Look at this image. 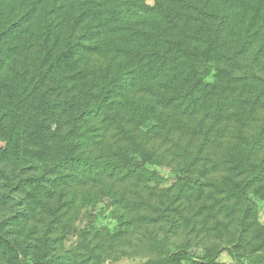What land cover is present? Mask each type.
Instances as JSON below:
<instances>
[{"label": "rangeland", "instance_id": "rangeland-1", "mask_svg": "<svg viewBox=\"0 0 264 264\" xmlns=\"http://www.w3.org/2000/svg\"><path fill=\"white\" fill-rule=\"evenodd\" d=\"M112 1L124 11L121 33L99 26L106 15L99 0H6L0 11V78L21 74L30 88L27 102L38 94L67 102L46 119L50 129L35 141L26 142L20 129L7 144L0 135L6 148L0 168L9 181L30 178L23 189L11 190L0 178V264H36L44 237L47 260L56 264H159L178 250L191 258L182 264H201L214 250L222 251L215 264H264V178L243 203L210 186L243 177L230 171L229 152L264 129V0ZM57 2L58 13H49ZM164 2L193 23L221 29L205 79L215 95L198 92L183 101L185 92L170 77L144 80L75 124L77 110L96 106L103 74L120 70L148 26L127 11L135 3ZM9 23H20L23 31L2 34ZM46 27L56 32L52 39ZM44 42L53 53L74 48L53 77L39 63ZM234 56L242 71L229 64ZM58 143L74 147L96 169L63 168L44 179ZM137 147L153 157L141 174L114 169L120 151L138 158ZM252 158L264 166V138ZM179 177L190 181L183 195Z\"/></svg>", "mask_w": 264, "mask_h": 264}, {"label": "trees", "instance_id": "trees-1", "mask_svg": "<svg viewBox=\"0 0 264 264\" xmlns=\"http://www.w3.org/2000/svg\"><path fill=\"white\" fill-rule=\"evenodd\" d=\"M6 0H0V11ZM97 1V0H96ZM106 15L105 22L99 26L109 25L119 33L123 32L125 26L124 11L117 8L112 0H99ZM172 3V2H171ZM59 2L50 3L49 13H58ZM128 13H132L139 20L147 21L146 30L140 32L135 38V44L126 58V62L114 72H105L102 80L104 84L99 92L93 97L96 106H88L85 110H77L74 123L83 118H93L99 115L100 106L110 103L116 96L121 95L126 88L135 82L144 80H162L170 77L174 83L185 92L182 100L192 99L194 94L200 92L203 96L210 97L215 94L208 88L205 79L210 72L208 65L211 58L217 51L220 39L219 26H210L204 23L191 22L185 12H181L168 3H161L152 7L135 3L130 7ZM144 23V22H143ZM23 28L20 23H9L2 34H20ZM44 33L52 39L56 34L52 28H45ZM74 55V48L67 51L53 53L48 42H44L39 49V63L45 67V74L53 77L54 73L62 67ZM229 64L235 69L242 71L244 66L237 62L236 56L232 57ZM46 76V77H47ZM230 89L229 87H227ZM232 89V88H231ZM30 93L28 83L21 74H15L8 79L0 78V135L4 137L7 144L20 129L21 137L26 142L35 141L50 129L46 119L60 110L67 103L64 100H57L44 94H38L33 101L27 102ZM92 96L85 95L83 100L89 103ZM214 106L218 109V101H214ZM150 113L154 108L149 107ZM21 127H20V126ZM264 138V129L259 131L243 148L232 146L228 164L232 173L243 176L234 182L210 184L215 190L224 193L228 198L237 203L246 201L249 189L261 182L264 178V166L260 162H255L252 158L257 146ZM75 148L70 145L56 144L51 151L52 164L45 174L44 179L49 181L48 174L59 172L63 168H72L84 173H91L96 169V164L91 162L83 154L76 153ZM135 154L138 158H133L127 153L120 151L114 169L124 172L126 175L141 174L146 165L151 164L153 157L148 150L137 147ZM6 158V148L0 147V162ZM110 166L109 162H104L103 167ZM0 178L7 184V189L14 187L23 189L27 186L30 178L20 180L16 184L9 181L8 175L0 168ZM181 186L180 195L185 194L190 181L185 177H179ZM34 184H41L40 178L31 179ZM201 184L198 189H200ZM50 244L46 237L41 239L37 253L36 264H56L57 262L47 260ZM226 251V250H223ZM222 251H212L209 256L201 259V264H215ZM233 260L237 261L234 252H229ZM190 256L184 251L178 250L167 255L159 264H182L189 262ZM151 264V263H146Z\"/></svg>", "mask_w": 264, "mask_h": 264}]
</instances>
